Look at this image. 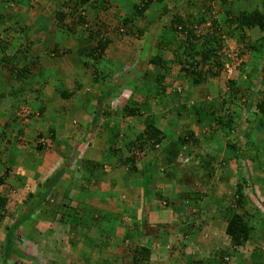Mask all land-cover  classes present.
<instances>
[{
    "label": "trees",
    "instance_id": "trees-1",
    "mask_svg": "<svg viewBox=\"0 0 264 264\" xmlns=\"http://www.w3.org/2000/svg\"><path fill=\"white\" fill-rule=\"evenodd\" d=\"M169 1L170 3L172 1L171 6L168 5ZM214 1H216L217 9L211 4ZM17 2L19 0L0 1V4H2L0 5L2 11L0 15V69L5 67L15 81L24 84L27 79L32 78L34 69L33 64L30 63L28 51V48L31 47V40L28 39L30 33L28 32L27 39L22 43L15 46L13 44L11 47L9 41L1 38V33L15 31L20 27V17L18 14H13L11 8ZM128 2V0L75 1V6L81 7L82 10H79L80 15L74 23L86 29L83 32L88 33L87 41L89 43L87 47H82L80 50V55L87 57V60L83 61L81 66L92 69L93 82L100 81V79L111 82L112 78L108 75L110 71L104 73L99 69V65L102 64V54L114 42V38L119 35H128L138 40L144 37L145 41L149 40L151 42L153 36L156 35L157 38L150 47L149 59L145 62L146 67H136L133 69L134 71L132 70L134 77H130L128 85L126 84L127 87L131 82L139 83L138 79H140L143 86L149 87L145 94L152 93L156 99H159L166 96L165 93L168 85H170L169 79H171V84L176 78L179 81L189 80L190 86L194 88V91L189 93H191V96H195L193 100L195 99L197 103L195 105L190 103L192 98L189 99L190 95L185 86L172 85L171 88L174 92L171 94L173 97L172 103H176L177 98L180 96L184 95L185 98H183V102L172 106V116H168L170 110L169 112L165 110V117H163H167V120L174 123L173 125L169 123L173 128L180 119L185 117L184 113L188 108V113L192 114L191 117L197 125H213V129L206 133L204 143L190 128L189 122H185L184 125L180 124L178 126V131L174 133L175 136L172 138L160 130L158 123L151 119L141 131H136L133 135L124 137L122 147L112 151L113 156L116 158L113 159V162L110 161V164L114 170L118 169L116 171L118 173L117 180L121 187L125 184L129 185V183L133 186L142 187L145 198L142 205L143 212L140 214V219H138L141 225L139 227L133 226L121 218L103 220L97 216L93 218V222H95L93 226L95 227L92 228V231L95 232L101 227L100 230L102 231L98 232L97 240L99 239V241L96 242L97 245H94L96 244L94 240L92 248L98 246V243L105 244L107 247L115 243V240H117L116 235H118L122 242L121 245L126 244L123 250L124 255H121L122 258H116L120 264H155V261L152 260L153 254L160 258L162 264H168L167 258L176 249V246L171 248V245H168V243L170 244L168 237L171 236V231L181 235L182 239L186 238V232H181L185 219L180 218L171 223V213L182 214L179 216L186 217L188 211L186 209H189L187 204L191 203V194L194 192L192 189L194 178L199 179L200 168L204 169L203 177L210 180L216 175L215 162L219 161L218 166L223 168L228 167L231 160L241 163L246 160L244 159L246 152L251 149L254 151L251 157L253 162L256 160L257 155L264 156V89L259 90L256 88L261 78L260 73H263L264 68L255 74L245 62L237 64L235 68L238 71L237 79H228V91L224 93L226 96L221 95L217 103L212 98V100H207L209 91L206 90L207 82L219 78L225 69L226 62H223V57L225 56L226 46L223 44L224 40L244 41L243 46H246V51L251 58H257V61L264 59V37L262 36L264 33V0H185L183 8L182 5L179 6L176 3L177 0H139L137 3L129 2L130 5H128ZM250 7H253L252 10H248ZM121 9L126 10L124 17L118 16ZM66 10L67 8L62 6L61 12L57 13L56 16V27L60 33L59 36L63 39L67 35H75L72 25L65 22L68 16ZM215 10H218L217 15H215ZM100 12L107 14L106 17L99 24H92L89 20L90 16L99 15ZM71 13L73 14L74 11ZM149 13L157 14V17H159L156 20H150L147 18ZM6 14L8 16L5 18ZM109 21H112L115 25L113 26ZM152 21H155L156 25H162L163 22L162 29L166 34L158 33L160 28L157 26L149 30L148 25ZM245 31L256 34V37L247 34L245 37ZM253 38L254 45L251 43ZM67 52L68 50L64 49L62 53L66 54ZM168 54L173 56V60L167 58ZM89 60L95 61V63L91 65ZM21 62L27 63L20 66ZM173 64L178 65V70L175 72L172 67ZM148 65L152 67V70L147 68ZM42 71L40 73H43L42 76H44V73L47 72ZM261 82L264 84V76ZM6 88L4 84L0 86V106H2V103L6 104V106L0 107V116L5 114L7 120L2 128L11 134L16 132L14 139L21 148L27 149L30 142L24 138L23 129H18L16 120L19 115L13 110L19 108L17 100H21L25 90L20 89L17 97L15 91H6ZM204 88L205 91L201 92ZM127 90L135 93L130 88ZM141 107V104L129 103L124 106L125 115H140ZM169 107L171 108V102ZM169 107L168 109H170ZM41 111L39 109L40 113ZM23 112L27 111L22 106L20 114L31 117V115ZM14 125L15 127H13ZM5 131L2 132L1 137L6 135ZM220 133L226 140L218 137ZM51 137L53 139L54 134ZM210 142L215 145L220 142V145L217 148L215 147L213 156L206 152V149H209L208 147L211 145ZM46 144L47 147H50V142ZM254 145H258V147H254ZM204 148L206 149L204 150ZM194 149L195 151H193ZM118 151L124 152L117 154ZM192 155L195 159L200 160L197 166L183 163L184 156L192 157ZM156 165H159V176L156 173L157 171L152 173V168ZM9 168L5 167L0 174V188L5 184L9 185ZM255 169L258 173L263 172L264 175V170L259 162H257ZM226 170L225 173H227ZM239 174L240 176L241 174L244 175L241 171H239ZM15 177L19 181L22 179L19 174ZM57 177L58 174H54L40 186L36 193L27 194L23 204H27L28 206H26L32 210L29 214L27 213V218L32 216L40 207V203L43 204L45 198L49 196L58 180ZM19 183H21V186L24 184L23 181ZM8 187H10L9 190H5L4 193L0 190V225L8 214L9 200L7 195L9 192L12 193L11 185ZM231 190L235 206L232 209L229 208L230 212H228L229 217L225 233L233 247H243L255 230L251 220L254 219V216L258 217V209L255 207L253 214L247 211L240 213L238 209L245 208L246 201L250 199V196L256 197L255 201L258 205L263 208L264 205L261 199L258 198L260 195H257L255 190L252 189L251 176H247V178L241 176V180L232 186ZM247 190L250 193H246ZM170 195L171 200L168 199ZM31 197H37L39 202L35 199L29 201ZM176 197L182 202L177 204ZM182 210H185V212L183 213ZM71 214L76 216L78 210L61 211L59 216L56 217L57 229L49 227L50 232L47 229L43 233L45 237L46 235L49 238L53 237L55 242H53V245L56 246L63 239L69 240V245H76L77 241L74 235L78 233L76 219H74V225L72 223L67 225ZM128 218L132 222L136 220L135 215H130ZM22 219L23 213L13 223V226L5 229L3 244L0 242V264H44L42 263V255L39 256L37 250L32 251L34 245L37 247V239H34L35 243H32L33 245H29L27 243L30 239L27 240L26 237L22 238L20 235L14 236L15 231L22 226ZM105 224L108 233L102 234ZM84 228L85 233L83 235L87 238L86 226ZM65 236L66 238H64ZM85 237L82 240L83 243L87 242ZM100 239L104 241L100 242ZM178 239L180 238L178 237ZM32 252L35 255L33 257L37 258L31 261L28 258ZM49 254L48 251L45 253V257L48 256L46 257L47 264H68L67 259H64L65 257L61 253L57 255ZM111 260L109 258L102 264H113L115 261ZM85 261L89 262L88 259H85ZM79 262L81 263V261Z\"/></svg>",
    "mask_w": 264,
    "mask_h": 264
},
{
    "label": "crops",
    "instance_id": "crops-1",
    "mask_svg": "<svg viewBox=\"0 0 264 264\" xmlns=\"http://www.w3.org/2000/svg\"><path fill=\"white\" fill-rule=\"evenodd\" d=\"M24 1L19 0V2L11 7L13 14H18L20 17V27L15 31L1 33V38L9 41L11 47L13 44L15 46L22 43L27 39L28 32L30 33V38L28 39L31 40V47L28 48V51L30 63L34 66L33 76L27 79L24 84H20L3 67L0 69V86L5 85L6 81L12 80L10 91H15L17 97L19 96L20 89L25 90L21 100H17L19 108H14L13 110L19 115L16 124L18 129L19 127L23 129L24 138H27L26 140L30 142L29 147L23 149L19 146L18 142L14 139V133H16L14 131L10 138L4 141L7 142V146H11L18 151V156H21V159L25 156L28 157L26 151L30 149L32 161L27 160L25 163H19L16 167L6 166V168L10 167V177L8 180L9 185L12 187V193L9 192L7 195L9 200L7 206L8 214L3 223L9 220L10 222L8 223L10 224L2 225L11 227L25 210L28 213L31 212V208L23 204V200H25L27 194L36 193L46 180L54 174H58V180L49 194H55L53 203H56L58 206L51 205L50 210L41 211L43 214L41 216L43 226L49 225L51 229L54 228L56 230L58 226L56 217L59 216L60 212L76 209V211L78 210V214L76 216H72L71 214L67 225L71 223L74 225V219H76V225L81 222L82 224L85 223L86 228H88V236L92 235V228L95 227L93 226L95 223L93 222V218L97 216L103 220H111L110 217L114 219L121 218L128 223V221H131L128 217L131 213H135L137 221L133 220L134 225L139 227L141 223L138 219H140V214L143 212L142 205L145 198L143 189L141 186H133L130 183L121 187L117 180L118 173L116 171L118 169L114 170L111 167L110 161L113 162L114 159L112 151L122 147L121 141L112 145L113 138L117 135L123 141L124 137L133 135L136 131H141L152 118L158 123L160 130L165 133L171 131L169 124L171 120L163 121L164 117L161 114H165L166 111L169 112L168 106L171 102L172 89V93H170L169 88H167L165 94L168 99L164 96L158 102H156L157 99L152 93L148 94V96L145 95L151 99L147 102L148 98L143 99L139 94L136 95L137 93H131V91L127 90L129 89L127 83H129L130 77H134L133 69L136 67L142 68V66L146 67L145 62L149 59L150 47H152L151 45L155 41V35L151 42L149 40L145 41L144 37L141 40L128 35L115 37L114 42L102 54L101 61L103 64L109 63L111 60H120L123 63V68H120L118 72H108V75L112 78L111 82L108 83L104 80L94 81L90 84H87V81L79 82L75 79L76 74H67L71 68H75V65H82L81 59L87 60L86 56L80 55V50L82 47L89 45L87 41L88 33L83 32L86 29L81 25L74 23L78 15H80L79 10H82V8L75 6L76 0ZM132 1L135 3L139 2V0H129L130 3ZM184 2L185 0H177L176 3L182 5L183 8ZM62 6L67 8L66 11L68 13L65 22L72 25L76 37L75 35H67L66 38L61 40L56 36V34H60L56 27V16L57 13L61 12ZM73 11L74 13L72 14L71 12ZM1 12L0 9V15ZM217 13L218 10H215V15ZM103 14V12H100L99 15H91L89 18L90 22L92 24H99L103 21L101 18ZM125 15L126 10H119V17H124ZM7 16L6 14L4 17L6 18ZM109 22L113 26L115 25L112 21ZM52 27L56 32L54 36H48L42 31V29L49 30ZM21 31H24V33L20 34ZM233 41L237 42L236 39H233ZM44 42L46 43L44 44ZM59 42H62V44H59ZM146 42H149L148 50H146ZM64 49L68 50L66 54L62 53ZM143 52H145V58L142 57ZM167 58L171 59L173 56L170 55ZM70 59H74L75 63L71 62ZM77 61L79 62L77 63ZM251 62H254L257 66L261 63L259 60H251ZM25 63L27 62H21L19 65L22 66ZM89 63L92 65L95 61L89 60ZM90 64L89 66H91ZM175 66L174 70L176 71L177 65ZM43 68L42 72H47L44 73V76H42L43 73H40ZM147 68L152 70V67L149 65ZM81 69L90 72L86 74L87 76L94 77L91 68L84 66ZM99 69H101L100 65ZM221 78L219 76L217 79L209 80L206 90L209 93L212 92L211 94L218 93L220 86L217 83ZM104 83H107L109 88L105 87ZM14 84L16 85L15 87L13 86ZM179 84L185 86L188 93L194 91V88L190 86L189 80L179 81L178 78L171 84V87L172 85ZM189 95L191 96V93ZM190 96L189 99L192 97ZM42 97L52 108L48 114L39 102ZM191 100L195 102V99ZM132 102L142 105L140 115H125L124 106L129 103L133 104ZM145 103L150 105L147 113L144 109ZM29 105L33 106V110L28 108ZM165 105L166 111L160 112L161 107L164 108ZM22 106L27 111L23 113H27L31 117L20 114ZM39 109L42 110L41 113L36 112ZM137 116L141 117V120L135 121V117ZM160 116L164 124L158 121ZM6 121V115L2 114L0 116V127H3ZM56 122L61 124L56 126ZM53 134L55 137L52 139L51 136ZM49 142L50 147H47L46 143ZM35 160H38V163H35ZM239 167L240 170L236 167L238 171L236 174H239V171H245V175L241 176H246V178L253 171L249 170L250 168L252 169V163L248 159L239 163ZM226 172L222 176L221 174H216L210 180L205 179L203 177L204 173L201 172L199 184L197 186L193 185L192 189L194 192L191 194L192 199L190 204L194 201L196 209H190L186 215L187 218L179 216L182 214L171 213V223L180 218L185 219L181 232H186L187 239H182L181 235H177L171 231V236L168 237L170 244L168 243V245H171V248L176 246V249L167 258L168 264H264V248L262 247L264 245V230L260 222H257L259 230L255 228L254 224L256 223L253 220L256 219V216L251 220L255 230L243 247H233L226 236L225 229L229 217L228 212H230L229 208H234L235 204L231 188L229 189L221 180L233 176L235 170L229 166ZM17 174L21 175L20 178L22 179L20 181L15 177ZM14 180L15 182H13ZM256 180L259 181L257 178ZM21 181L24 182L22 186L19 183ZM211 181H213V185H210V188H208L206 184H211ZM9 185L5 184L0 190H9ZM189 191L191 192L192 190L190 189ZM189 191L188 194L190 196ZM248 192L247 190L246 193ZM258 198L261 199L264 205V197L263 199L261 197ZM252 202L256 203L255 199ZM246 203L247 208L255 209V207L251 208L252 206H249L251 204L250 199H247ZM38 210L34 213L38 212ZM244 211H247L246 206L243 209H238L240 213H244ZM68 214L70 215V213ZM29 219L27 218V221ZM38 220L39 217L34 219V222ZM50 221L54 222L50 224ZM41 223L38 227L42 225ZM0 229H3V227H0ZM74 235L75 239H77L76 245H69V240L63 239L62 243L68 244L69 247H60L61 242L55 246V244L53 245L54 239L52 236V238L47 237V235L45 237L41 233L38 236L37 247L34 245L32 251L37 250L38 255H42V261L45 258V253L48 251V253L55 255L61 253L64 255V259H67V263L71 259H75L76 263L81 261V264H83L82 262L88 259L89 262L86 264H99L100 262L102 264V262L111 258V261L116 262H113V264H120L116 258H122V253L118 250L120 248L116 243L110 244L107 247L105 244L98 243V246L93 249L90 247H84L83 249V241H80L82 234L79 235L77 233ZM32 237L27 238V240L30 239L27 244L31 245L35 243L31 242ZM98 241L99 239H95L94 242ZM103 241V239H100V242ZM94 245H97V243ZM48 247H52L54 250ZM152 258L155 264H162L160 258L154 254ZM226 258L228 259L227 261L225 260Z\"/></svg>",
    "mask_w": 264,
    "mask_h": 264
},
{
    "label": "rangeland",
    "instance_id": "rangeland-1",
    "mask_svg": "<svg viewBox=\"0 0 264 264\" xmlns=\"http://www.w3.org/2000/svg\"><path fill=\"white\" fill-rule=\"evenodd\" d=\"M129 1V0H128ZM24 2H26V0L24 1ZM215 3H216V1H214ZM214 2H211V4H213ZM213 4V7L215 8V9H217V5L216 4ZM120 4H122V3H120ZM171 4H172V2L170 3V1L168 2V5L169 6H171ZM128 5H130L129 4V2H128ZM153 6H155V5H153ZM180 6V5H179ZM122 7H124L123 6V4H122ZM172 8V7H171ZM252 8L253 7H250V8H248V10H252ZM156 11V10H155ZM148 17V19H150V20H156L158 17H157V14H154V13H149L148 15H147ZM102 19H104L105 18V13L102 15V17H101ZM45 24V23H44ZM154 26H157L158 28H160V30L158 31V33H160V34H162V35H165L166 33L164 32V30L162 29V26H163V22H162V25H156L155 24V21L153 22H149V25H148V29L149 30H152V29H154ZM42 31L44 32V34L46 33L48 36H54L55 34H56V32H55V30L53 29V27L52 28H49V30H47V29H42ZM22 33H24V31H22ZM250 35L251 37H256V34H253V33H250V32H247V31H245V37L247 36V35ZM56 36L57 37H59L61 40L63 39L62 37H60L59 35H57L56 34ZM147 36V35H146ZM263 37H264V33H263V35H262ZM155 38H157V36L155 35ZM254 38H253V41L251 42L253 45L255 44V42H254ZM243 42L244 41H238V42H235V41H233V40H228V41H226V40H224V45L226 46L225 47V56L223 57V62H226L227 61V63H225V64H239V63H243V62H245L246 64H247V62H248V68H250V70H252L255 74H257L261 69H263L264 68V59L263 60H261V63L257 66L254 62H251V60L253 61H257V60H255L254 58H251L249 55H248V52L246 51V46H243ZM46 42H44V44H45ZM43 44V45H44ZM59 44H62V42H59ZM147 48V49H146ZM146 50H148V48H149V42H146ZM244 53V54H243ZM142 57L143 58H145V52H143V54H142ZM167 57H170V55L168 54L167 55ZM87 58V57H86ZM86 59H81V61L83 62V61H85ZM171 60H172V58H171ZM70 61L71 62H73V63H75V61H74V59H70ZM79 61H77V63H78ZM175 65H177V64H175ZM174 64L172 65V67L173 68H175L176 66H175ZM123 66V63L120 61V60H118V61H115V60H111L109 63H103L102 65H100V68L103 70V72L104 73H106V72H108V71H116V72H118L119 71V69L120 68H123L122 67ZM253 67V68H252ZM82 67L80 66V65H75V68H71L70 69V71H69V73L67 74V75H70V74H76V77H75V79L77 80V81H87V84H90L91 82H93L92 81V77H90V76H87L86 74H89L90 72H88V71H85V70H83V69H81ZM42 70H44V69H42ZM177 70H178V65H177ZM263 71V70H262ZM132 72V71H131ZM174 72H175V70H174ZM174 74V73H173ZM260 75H261V78L259 79V81H258V84H257V86H256V88L257 89H259V90H262V89H264V84H263V82H261L262 80H263V76H264V71H263V73H260ZM222 78L221 79H219V82L217 83L219 86H220V90H219V92L217 93H215V94H211L212 92H210L209 93V97L207 98V100H212L213 99V101H216V103L218 102V100H219V98H220V96L221 95H225L224 93L225 92H227L228 91V87H227V81H228V79H231V78H234V79H237V76H238V71H237V69H236V71L231 75V77H229L228 78V74L225 72V70H224V72L222 71V75H220ZM174 77V76H173ZM139 80V83H133V82H131L130 83V85L128 86L131 90H133L134 92H135V94L136 95H140L143 99L144 98H148L147 99V102L149 101V100H151V99H149V97H146L145 95H147L148 96V94H145L146 93V90L149 88V87H146V86H143V82H141L140 81V79H138ZM11 81L12 80H9V81H6L5 83V86L7 87L6 88V91H10V87H12L11 86ZM100 81H102L101 79H100ZM169 81H170V85H168V88H169V92L170 93H172V91H171V79H169ZM108 83V82H107ZM107 83H104V85H105V87H108L107 86ZM14 87L16 86L15 84L13 85ZM173 87V86H172ZM109 88V87H108ZM176 88V87H175ZM173 90V89H172ZM202 91H205V88L204 89H202L201 90V92ZM142 93V94H141ZM174 93V92H173ZM184 96V95H183ZM183 96H180V97H178L177 98V100H176V103H174V104H178L179 102H183V98H185V96L183 97ZM226 96V95H225ZM195 96L193 95L191 98L193 99ZM161 98H163V97H160L159 99H157V101L156 102H158ZM166 98L168 99V97L166 96ZM212 98V99H211ZM42 100V101H41ZM39 102H40V104L45 108V112L48 114L49 112H50V110L52 109L49 105H48V103L44 100V97H42V99H41ZM173 100V97L171 96V108L169 109L170 110V114L168 115V116H172V106H175L172 102ZM197 100V99H196ZM184 102H185V100H184ZM187 102V101H186ZM192 105L194 104H196L197 102L195 101V102H190ZM23 105V104H22ZM144 105H146L145 106V111H146V113L148 112L147 110L149 109V106L150 105H148V103H145ZM3 106H6V104L5 103H2V106H0V107H3ZM42 107V109L44 110V108ZM165 107H166V105L164 106V108L163 107H161V109H160V112H164L166 109H165ZM28 108H30L31 110H33V106L32 105H29L28 106ZM175 108V107H174ZM188 108L186 109V111H185V113H184V118L183 119H180L179 121H178V123L172 128L171 127V129H173V130H171V131H168L167 132V135L169 136V137H172V138H174V136H175V132L176 131H178V126L181 124V125H184L183 123H185V122H189V126H190V128L194 131V133L205 143V140L206 139H204V137H206L207 135H206V133H208L209 131H211V129H213V125H207V124H202V125H197V123H195L194 122V120H193V118L191 117L192 116V114L190 113H188ZM36 112H38L39 113V111H36ZM161 116H164L165 117V114H161ZM160 116V118L158 119V121L159 122H162V120H161V117ZM150 118H152V117H150ZM149 118V119H150ZM153 119V118H152ZM139 120H141V117H135V121H139ZM165 120H167V117L166 118H164V120L163 121H165ZM163 124H164V122H162ZM162 123H160L161 125H162ZM171 123V122H170ZM56 124V126H59L61 123H59V122H56L55 123ZM172 125L174 124L173 122L171 123ZM13 127H15V125L13 126ZM19 129H22L21 127H19ZM3 131H5L4 130V128H0V174L4 171V169H5V167L6 166H12V167H16L19 163L21 164V163H25L27 160L28 161H32L31 160V150L29 151H26V153H27V155H28V157L27 156H25V155H23V156H25L23 159H21V156H18V151H16L15 149H13L11 146H7V142L6 141H4V140H7V139H9L10 138V136L12 135L11 133H8V132H6V135L4 136V137H1V134H2V132ZM14 135H15V133H14ZM218 137L219 138H222V140H226L223 136H222V133H220L219 135H218ZM25 139H27V138H25ZM200 140V141H201ZM119 141H121L122 143H124V141H122L121 140V138H119L118 137V135L117 136H115L114 138H113V141H112V145H114L116 142H118L119 143ZM201 141V142H202ZM211 143V145H210V147H208L209 149H206V148H204V150L206 149V152H208L211 156H213L214 154H215V152H214V150H215V147L217 148L219 145H220V142L219 143H216V145L214 144V143H212V142H210ZM205 145H207V144H205ZM254 147H258V145H254ZM223 149H225V148H223ZM24 151V150H23ZM193 151H195V149L193 150ZM124 151H121V152H117V154H120V153H123ZM253 154H254V151L251 149L250 151H247L246 152V156H245V158L244 159H248V160H250L251 162H252V167L254 168L253 169V171H252V173L250 174V176H251V183H252V189H254L255 190V193L257 194V195H260L259 197H261L262 199H263V197H264V175H263V172H260V173H258V171L255 169V167L257 166V162H259L261 165H262V169L264 170V156H261V154H259V155H257V157H256V160L253 162V159L251 158L252 156H253ZM114 158H115V156H113ZM109 159H110V157H109ZM233 159V158H232ZM218 160H219V157H218ZM231 160V159H230ZM200 160L199 159H195L194 158V156L192 155V157H189V156H184V158H183V163L184 164H186V163H188V164H194V165H198V162H199ZM35 163H38V160H35L34 161ZM219 162V161H218ZM218 162H215V168H216V174H223V173H225V170L227 169V168H229V166H231L232 168H234V170H235V174L233 175V176H230L229 178H226V179H224V180H221L222 181V183L223 184H225L229 189L230 188H232V186H234L239 180H241V176H240V174H236V172L238 173V171H237V169H236V167L238 168V170H240V167H239V163H238V161H234V160H231V163L230 164H228V167H221V166H218ZM229 163V162H228ZM158 169H159V165H156V167H153L152 168V173H155L156 171V173H158V176L160 175V172L158 171ZM252 169L250 168V171H251ZM200 172H202V173H204V169H202V168H200ZM245 171H243V174L245 175ZM242 175V174H241ZM246 177V176H245ZM256 178L259 180V181H257L256 180ZM216 179V178H215ZM121 183H122V179H121ZM199 184V179H197V178H194V184L193 185H198ZM206 185H208L207 187L208 188H210V185H213V181H211V184H206ZM256 189H258L257 190V192H256ZM249 191V190H248ZM3 193H4V191H3ZM249 193H250V191H249ZM55 196V194L53 193V194H51V195H49L48 197H46L45 198V201L43 202V204L42 203H40V206H41V208H38L39 210H38V212H36V213H34L32 216H30L29 218V220L27 221V210H25V212H23V219L21 220V221H23V223H22V227L21 228H19L17 231H15V233H14V236H21L22 238H24V237H26V238H29L30 236H33L32 237V241L31 242H35L34 241V239H38V241H39V234H41V233H45V231L47 230V229H49V225L48 226H43V223H41L42 221H41V216L43 215L42 214V212L41 211H44V210H50L51 208H50V206L51 205H53V206H55V207H57L58 205L56 204V203H53V197ZM258 197V196H257ZM177 198V197H176ZM256 197L255 196H250V202H251V204L249 205L251 208H254V207H256L257 209H258V213H257V215H258V217H260V218H263V219H260V218H258V217H256V219H254L253 221L256 223V224H254L255 225V228H257V230H259L258 229V224H257V222H260L261 224H262V229L264 230V208L262 207V206H260V205H258L257 203H253L252 202V200H254ZM33 199H35L36 201H38L37 200V197H31L30 198V200L29 201H32ZM169 200H171V195L169 196V198H168ZM174 199V198H173ZM172 199V200H173ZM177 204L179 203V202H182V200H179L178 198H177ZM33 202H35V201H33ZM39 202V201H38ZM25 204V203H24ZM195 202L193 201V203L192 204H187L188 205V207H189V209H186V210H188L187 211V214H188V212L190 211V209H196V207H195ZM258 206H257V205ZM27 205V204H26ZM28 206V205H27ZM47 206V207H46ZM179 206H184V205H179ZM246 210L251 214V213H254V211H255V209H250L249 207L247 208V205H246ZM183 211V213L185 212V210H182ZM41 213V214H40ZM29 214V213H28ZM131 215H136L135 213H131ZM35 217V218H34ZM37 217H39V220L38 221H36V222H34V219H37ZM255 218V217H254ZM26 219V220H25ZM32 219V220H31ZM110 219H113L112 217H110ZM259 219V220H258ZM137 221V220H136ZM7 222V223H6ZM6 222H4V223H1V225H0V227L2 228L3 227V229H0L1 231H0V242L3 240V237L5 236V233H6V228L7 227H5L4 225H2V224H10V223H8V222H10L9 220L8 221H6ZM29 222V223H28ZM54 222V221H53ZM52 221H50V224H52L53 223ZM134 222V221H133ZM132 222V220L131 221H128V224H131V225H133L134 226V223ZM26 223V224H25ZM42 224V225H40L39 227H38V225L39 224ZM84 223V222H83ZM25 224V225H24ZM252 224V223H251ZM78 227V233H79V235L80 234H82L81 236H80V241L81 240H83V238L85 237L84 235H83V233H85V226H86V224L84 223V224H82V222L81 223H78V225H77ZM107 225L105 224L104 225V229H103V232H101L102 234H105V232L106 233H108V229H107V227H106ZM102 228V227H101ZM101 228H98L95 232H91V233H94L95 235H90V236H88L87 238L85 237V239L87 240V242L86 243H83V249H84V247H90V248H92V246H93V244H94V242L92 241L93 239L95 240V239H97L98 238V232L99 231H102V230H100ZM86 229H88V228H86ZM91 229V228H90ZM26 230V231H25ZM13 231H14V229H13ZM49 232H50V229L48 230ZM87 234H88V232H86ZM84 236V237H83ZM117 237V240H115V243L117 244V245H119V248L120 249H118L121 253H122V255H124V253H123V250H124V248H125V245L124 246H122L121 244H122V242L120 241V238L118 237V235H116ZM83 237V238H82ZM69 238V237H68ZM104 238V237H103ZM92 239V240H91ZM18 240V239H17ZM20 240H22V239H20ZM77 240V239H76ZM63 242V241H62ZM60 243V247L61 246H65V247H69L68 246V244H66V243ZM67 245V246H66ZM86 247V248H87ZM263 248H264V245L262 246ZM49 249L51 248L52 250H54L52 247H48ZM31 249V248H30ZM93 249V248H92ZM84 251V250H83ZM31 256L28 258L29 260H33V259H35L36 260V258L37 257H33V256H35L34 254H33V252H32V254H30ZM46 257H48V256H46ZM44 258V260L42 261V263H44V264H47L48 263V261H47V258ZM79 263V262H78ZM78 263H76V261H75V259H71L70 261H69V263L68 264H78ZM83 264H86L87 262L86 261H83L82 262ZM81 264V263H80ZM110 264H112V263H110Z\"/></svg>",
    "mask_w": 264,
    "mask_h": 264
},
{
    "label": "built area",
    "instance_id": "built-area-1",
    "mask_svg": "<svg viewBox=\"0 0 264 264\" xmlns=\"http://www.w3.org/2000/svg\"><path fill=\"white\" fill-rule=\"evenodd\" d=\"M236 65H226V73L230 75L235 70Z\"/></svg>",
    "mask_w": 264,
    "mask_h": 264
},
{
    "label": "clouds",
    "instance_id": "clouds-1",
    "mask_svg": "<svg viewBox=\"0 0 264 264\" xmlns=\"http://www.w3.org/2000/svg\"><path fill=\"white\" fill-rule=\"evenodd\" d=\"M213 4H214V3H213ZM213 4H212V6H213ZM215 4H216V3H215ZM226 63H227V62H226ZM226 65H236V64H231V63H230V64H225V69H224L225 72H226ZM235 68H236V67H235ZM224 70H223V72H224ZM235 71H236V69H235L230 75H228V78L231 77V75H232ZM221 75H222V73H221ZM225 260L227 261L228 259L226 258Z\"/></svg>",
    "mask_w": 264,
    "mask_h": 264
}]
</instances>
